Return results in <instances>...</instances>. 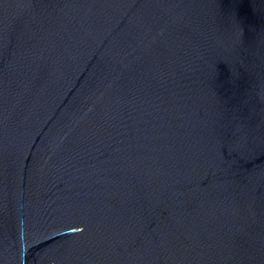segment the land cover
I'll return each mask as SVG.
<instances>
[{
  "label": "water",
  "instance_id": "1",
  "mask_svg": "<svg viewBox=\"0 0 264 264\" xmlns=\"http://www.w3.org/2000/svg\"><path fill=\"white\" fill-rule=\"evenodd\" d=\"M0 264H264V0H0Z\"/></svg>",
  "mask_w": 264,
  "mask_h": 264
}]
</instances>
